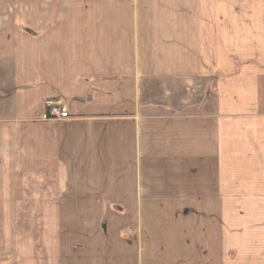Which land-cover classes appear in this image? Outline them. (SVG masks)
Instances as JSON below:
<instances>
[{
    "label": "crops",
    "instance_id": "0c3cea01",
    "mask_svg": "<svg viewBox=\"0 0 264 264\" xmlns=\"http://www.w3.org/2000/svg\"><path fill=\"white\" fill-rule=\"evenodd\" d=\"M180 4L0 0V256L38 264L36 213L15 226L29 175L58 195L45 264H264V0L219 56L223 9Z\"/></svg>",
    "mask_w": 264,
    "mask_h": 264
},
{
    "label": "rangeland",
    "instance_id": "374dc122",
    "mask_svg": "<svg viewBox=\"0 0 264 264\" xmlns=\"http://www.w3.org/2000/svg\"><path fill=\"white\" fill-rule=\"evenodd\" d=\"M175 1L181 3L180 5L182 7L195 6L196 8L202 9L203 7H210V10L215 13L216 10L223 9V15L217 16L215 17V19L209 21L211 25L209 28H207V30H205L206 36H211V53L216 56L223 55V49H225L224 46L228 42L227 38H229V36L231 35V31H223V25L225 23H229V20H231L229 18L233 16V10H235V8H238L239 2H241V0H167V3L171 5L174 4ZM226 15H228V17ZM205 17L206 19L209 18V15L205 14ZM203 34L204 31H196L197 38H203ZM222 40L223 45H221ZM258 65L264 68V62L260 61ZM43 179L44 178L42 176L41 178H34V176L29 175L25 176L24 198L23 201H21V203H19L15 208V226L17 230L23 234H28L32 231V216L36 213V216L38 217L36 225L37 229L35 230L36 250L34 254V257L38 264H45V253L40 240V217L42 216L40 204L41 202L55 199L58 196L54 184H52L50 180L47 181L49 183L47 184V182ZM17 262L18 261L15 256H0V264H18Z\"/></svg>",
    "mask_w": 264,
    "mask_h": 264
},
{
    "label": "built area",
    "instance_id": "2783aa9c",
    "mask_svg": "<svg viewBox=\"0 0 264 264\" xmlns=\"http://www.w3.org/2000/svg\"><path fill=\"white\" fill-rule=\"evenodd\" d=\"M46 114L48 119L64 120L69 118L68 105L60 100H50L46 104Z\"/></svg>",
    "mask_w": 264,
    "mask_h": 264
}]
</instances>
